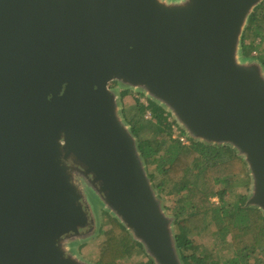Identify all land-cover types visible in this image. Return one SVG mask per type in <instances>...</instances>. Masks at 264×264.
<instances>
[{
  "label": "water",
  "instance_id": "1",
  "mask_svg": "<svg viewBox=\"0 0 264 264\" xmlns=\"http://www.w3.org/2000/svg\"><path fill=\"white\" fill-rule=\"evenodd\" d=\"M262 1L0 0V264H83L92 198L155 264H182L112 82L231 146L264 215V67L240 58Z\"/></svg>",
  "mask_w": 264,
  "mask_h": 264
},
{
  "label": "trees",
  "instance_id": "2",
  "mask_svg": "<svg viewBox=\"0 0 264 264\" xmlns=\"http://www.w3.org/2000/svg\"><path fill=\"white\" fill-rule=\"evenodd\" d=\"M261 47L264 50V0L247 19L240 56L248 59L258 52L257 59L264 67ZM119 93L123 99L129 90ZM146 101L147 106L137 103L129 115L123 112V116L136 138L154 190L158 196L174 200L171 210L181 263L264 264V215L257 208L245 206L251 179L243 158L229 145L189 138L166 110ZM146 111L150 119L144 118ZM173 126L188 144L179 141ZM105 215L108 227L99 229L102 241L95 264H121L133 256L140 258L138 264H155L118 220ZM207 230L223 254L195 245L194 239Z\"/></svg>",
  "mask_w": 264,
  "mask_h": 264
},
{
  "label": "rangeland",
  "instance_id": "3",
  "mask_svg": "<svg viewBox=\"0 0 264 264\" xmlns=\"http://www.w3.org/2000/svg\"><path fill=\"white\" fill-rule=\"evenodd\" d=\"M261 50H262L263 56H264V50L262 47H261ZM257 55H258V52L253 53V56H255V57L248 58V60L258 61ZM240 58H241V56H240ZM242 60H247V59H242ZM114 83L116 84V87H110V85H112ZM108 86L110 88L115 89L116 92L119 94V99H118L119 101L118 102H119L120 112H121V116L125 122H126V120L123 116V112H125L127 115H129V110L131 108H134V107L136 108L137 103L145 106V102L148 98L144 94H142L141 92H139L137 90H133V89H127V90H129V94L125 98L121 99L119 91L123 90L125 88H123L122 86H120L116 82H112ZM144 118H145V116H144ZM171 119H173V118L171 117ZM155 193H156V191H155ZM247 193H249V191ZM88 195H89V197L91 196V193L89 191H88ZM156 195H157V198L161 201V206H162V209L164 211V214L167 217H173V212L171 210V207L173 206L174 200H167L164 196H161V197L158 196L157 193H156ZM213 201L217 202L216 199H214ZM90 203L94 207V210H95V211H93V213H92V211H90V213L96 219V223H97L96 229L92 232V234L88 238L76 242L75 244L72 245V248H71L72 253L74 255H76L77 258L80 260V262H82L83 264H95L96 263V259L98 256V249H99L98 246H99L100 242L102 241V236L99 234V229L100 228L106 229L108 227L105 224L106 217H107L105 214L108 213L110 216H112L108 211H106L103 208V206L95 198H92ZM171 230H172L173 236L175 237V235L177 234V231H176L175 226L173 224H172ZM194 242H195V245L201 246L202 247L201 249H206L207 251L213 250L216 252H217V250H219V252H220V253L218 252L219 254L224 253L223 251H220L219 247L216 245V242H215L213 236L211 235V233L208 230L202 236L196 237L194 239ZM79 246H80V248H79ZM139 261H140L139 257L133 256L132 258L121 262V264H138Z\"/></svg>",
  "mask_w": 264,
  "mask_h": 264
},
{
  "label": "built area",
  "instance_id": "4",
  "mask_svg": "<svg viewBox=\"0 0 264 264\" xmlns=\"http://www.w3.org/2000/svg\"><path fill=\"white\" fill-rule=\"evenodd\" d=\"M145 106H147V101L145 102ZM145 118H147V119L151 118L150 112L146 111ZM173 131H174L175 136L178 137L179 141L182 144H188L187 138L185 136H183V135H179V130L177 129L176 126H173Z\"/></svg>",
  "mask_w": 264,
  "mask_h": 264
},
{
  "label": "flooded vegetation",
  "instance_id": "5",
  "mask_svg": "<svg viewBox=\"0 0 264 264\" xmlns=\"http://www.w3.org/2000/svg\"><path fill=\"white\" fill-rule=\"evenodd\" d=\"M113 87V86H112Z\"/></svg>",
  "mask_w": 264,
  "mask_h": 264
}]
</instances>
